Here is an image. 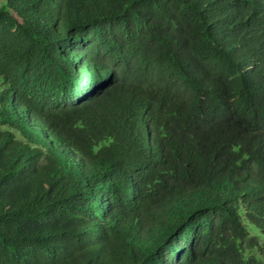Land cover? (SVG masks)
<instances>
[{"label":"trees","instance_id":"1","mask_svg":"<svg viewBox=\"0 0 264 264\" xmlns=\"http://www.w3.org/2000/svg\"><path fill=\"white\" fill-rule=\"evenodd\" d=\"M0 264H264V0H6Z\"/></svg>","mask_w":264,"mask_h":264},{"label":"rangeland","instance_id":"2","mask_svg":"<svg viewBox=\"0 0 264 264\" xmlns=\"http://www.w3.org/2000/svg\"><path fill=\"white\" fill-rule=\"evenodd\" d=\"M6 0H0V7L5 4Z\"/></svg>","mask_w":264,"mask_h":264}]
</instances>
